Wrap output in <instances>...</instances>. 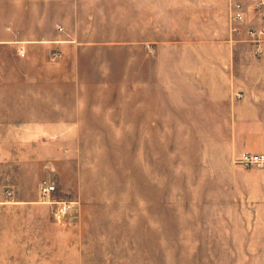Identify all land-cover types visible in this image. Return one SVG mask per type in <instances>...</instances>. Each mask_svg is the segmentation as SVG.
<instances>
[{"label": "rangeland", "instance_id": "374dc122", "mask_svg": "<svg viewBox=\"0 0 264 264\" xmlns=\"http://www.w3.org/2000/svg\"><path fill=\"white\" fill-rule=\"evenodd\" d=\"M184 3L145 41L84 17L0 47V264H264V167L233 163L236 90L214 79L264 64L244 41L236 64L166 50L159 18H230L232 0Z\"/></svg>", "mask_w": 264, "mask_h": 264}, {"label": "crops", "instance_id": "0c3cea01", "mask_svg": "<svg viewBox=\"0 0 264 264\" xmlns=\"http://www.w3.org/2000/svg\"><path fill=\"white\" fill-rule=\"evenodd\" d=\"M184 1L0 0V47L9 42H22V39L17 38L19 35L38 36L41 33L45 34L44 31L40 30V27L46 20H51L55 28L60 27L61 22L64 28L69 30L68 34H75L74 31L70 30L71 28L68 29L69 25L63 20H81L84 17L108 18V20L109 18H125L128 20L129 38L133 41H145L152 35L154 25L152 12H184ZM109 12L110 15L107 14ZM203 12L207 11H198L194 13V16L188 18L182 17L180 13L172 19L163 20L165 18H159L161 21H157V23L161 27L155 35L160 38H168V41L163 43L167 45L166 50L230 51L235 64L241 63L240 58H238L239 54L236 52L241 48L243 49V46L238 42L244 41L249 47L248 50L255 56L249 61L255 65L264 64V49L256 53V45L247 39L245 32L241 34L232 32L229 17L227 20L226 16L217 12ZM121 24L123 23L114 21L111 22V27ZM227 24L230 28H227ZM164 27L169 30L165 31ZM230 34L239 36V40L230 38ZM185 37H189L191 41H185ZM22 45H18V51ZM1 79L0 77V81ZM214 79L219 83H227L229 89L235 88L236 90L231 91L227 104L231 118V150L233 154L239 155L247 151L264 152V68L259 71H240L233 73V75H224ZM15 125L17 130L19 125ZM6 128V124L0 121V132L7 130ZM19 130L23 131L22 129ZM20 136L22 137L23 134L21 133ZM3 140H5V132ZM1 145L2 134L0 133Z\"/></svg>", "mask_w": 264, "mask_h": 264}, {"label": "built area", "instance_id": "2783aa9c", "mask_svg": "<svg viewBox=\"0 0 264 264\" xmlns=\"http://www.w3.org/2000/svg\"><path fill=\"white\" fill-rule=\"evenodd\" d=\"M231 31L236 34L245 32L247 39L253 42L255 52L264 49V0H232L231 4ZM20 54H24V48H20ZM234 163L242 167H264V152H242L234 158ZM40 189L44 194H50L55 185L43 181ZM10 195L11 191H7Z\"/></svg>", "mask_w": 264, "mask_h": 264}]
</instances>
